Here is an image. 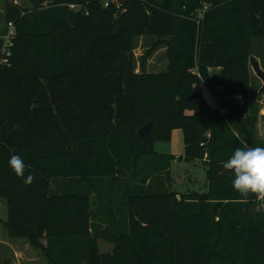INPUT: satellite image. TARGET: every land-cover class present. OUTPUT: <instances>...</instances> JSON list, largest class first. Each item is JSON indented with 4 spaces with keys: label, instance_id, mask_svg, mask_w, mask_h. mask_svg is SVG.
I'll list each match as a JSON object with an SVG mask.
<instances>
[{
    "label": "trees",
    "instance_id": "obj_1",
    "mask_svg": "<svg viewBox=\"0 0 264 264\" xmlns=\"http://www.w3.org/2000/svg\"><path fill=\"white\" fill-rule=\"evenodd\" d=\"M28 1L32 13L7 3L18 36L12 64L0 68V198L19 200L8 222L23 228L10 234L46 236L60 200L71 197L62 203L67 232L52 245L62 252L53 250L56 264H264V209L223 168L235 149L264 147L254 98L227 100L242 88L226 75L247 69L253 40L264 38V0H119L120 8ZM142 35L156 39L149 58L167 48L166 71L147 72L144 61L136 72ZM175 127L184 130L185 159L206 169L205 192L172 189L171 157L155 143ZM13 155L25 164L23 177L9 166ZM55 177H74L85 191L58 196ZM100 236L116 241L113 254L100 251Z\"/></svg>",
    "mask_w": 264,
    "mask_h": 264
},
{
    "label": "rangeland",
    "instance_id": "obj_2",
    "mask_svg": "<svg viewBox=\"0 0 264 264\" xmlns=\"http://www.w3.org/2000/svg\"><path fill=\"white\" fill-rule=\"evenodd\" d=\"M15 3L28 13H32L34 8L29 3L28 0H0V31L4 26L7 25V14L6 8L7 3ZM217 3L223 2L222 0H216ZM203 6H206L203 5ZM208 9V6H207ZM202 14L198 12V17ZM121 30V23H120ZM40 40V38H39ZM38 40V41H39ZM156 39L150 36H137L136 46H135V56L137 57V67L138 71L142 66V62L146 64L147 72H161L167 67V50L165 47L161 46L160 51L156 54L154 58H149V51L152 50ZM28 62V58H25ZM150 63H149V61ZM148 61V62H147ZM141 64V65H140ZM19 64L15 65L14 68L18 69ZM247 69L238 68L237 72L231 71L226 75H236L241 83L242 91L238 96H229L227 100L229 101H240L244 104L254 98L256 109L259 110L257 117V122L255 124V136L260 140L264 141V81L259 75L258 70L264 71V38H256L253 40L251 57ZM24 72L29 69L27 65L21 68ZM242 69V70H241ZM167 70V69H166ZM165 70V71H166ZM209 72L212 75L219 74L221 68H210ZM224 77V76H223ZM6 84V83H5ZM202 91L205 98L212 104L215 105V100L208 88L202 85ZM3 98L0 99L1 105L3 104ZM3 111V110H2ZM5 111V109H4ZM3 111V112H4ZM6 113V112H4ZM206 136H210L207 134ZM155 151L171 157V176H172V189L180 193H190V192H205L207 175L206 169L202 162L198 160H186L184 157L185 153V135L184 130L181 127H175L172 130L171 138L169 140H158L155 143ZM207 158V154L205 155ZM74 177H55L52 182L53 192L58 196H66L74 193H80L85 191L84 187L79 184L73 185ZM99 189H102L103 194L106 193V185L103 182H96ZM254 193V192H253ZM255 202L257 207L264 209V193H255ZM66 201L70 205L72 198H62L60 200L61 204H58V216L53 220V225L50 232L43 237H35L30 232H24L23 237H13L10 232L11 230H22L23 228L19 225L17 227L11 226L8 222L10 207L19 205V200L11 198L9 196H4L0 198V264H56L59 260L56 255L54 256L53 250L62 253L59 249H54L52 246L55 239L59 235H63L67 232L66 219L68 217V212L62 208V203ZM118 202L115 198L114 203ZM96 201L94 205L95 213H100V204ZM54 241V242H53ZM99 249L102 253L113 254L116 248V241L114 239H109L108 237H97ZM262 261V260H261ZM263 262V261H262ZM261 262V264H262Z\"/></svg>",
    "mask_w": 264,
    "mask_h": 264
},
{
    "label": "clouds",
    "instance_id": "obj_3",
    "mask_svg": "<svg viewBox=\"0 0 264 264\" xmlns=\"http://www.w3.org/2000/svg\"><path fill=\"white\" fill-rule=\"evenodd\" d=\"M9 166L17 176H24L25 164L19 155L11 156ZM223 168L232 173V187L236 191L264 193V147L235 149ZM30 180L31 176L25 178V182Z\"/></svg>",
    "mask_w": 264,
    "mask_h": 264
},
{
    "label": "built area",
    "instance_id": "obj_4",
    "mask_svg": "<svg viewBox=\"0 0 264 264\" xmlns=\"http://www.w3.org/2000/svg\"><path fill=\"white\" fill-rule=\"evenodd\" d=\"M104 4V7L108 8L113 2H117V7L120 8L119 0H97ZM70 9L80 11L83 7L78 3H69ZM207 9L202 10L200 13ZM83 10V9H82ZM88 14V11H85ZM18 36L17 27L15 21H9L5 32L0 33V68L10 66L12 64V58L14 56L15 42Z\"/></svg>",
    "mask_w": 264,
    "mask_h": 264
},
{
    "label": "water",
    "instance_id": "obj_5",
    "mask_svg": "<svg viewBox=\"0 0 264 264\" xmlns=\"http://www.w3.org/2000/svg\"><path fill=\"white\" fill-rule=\"evenodd\" d=\"M117 23V31H120V20L118 19L116 21ZM258 73L259 75L262 77L263 81H264V71L262 70H258ZM263 90H264V87H263ZM152 120H149L146 124H144L141 128L138 129V133L140 136H146L149 134V132L151 131V128H152Z\"/></svg>",
    "mask_w": 264,
    "mask_h": 264
},
{
    "label": "crops",
    "instance_id": "obj_6",
    "mask_svg": "<svg viewBox=\"0 0 264 264\" xmlns=\"http://www.w3.org/2000/svg\"><path fill=\"white\" fill-rule=\"evenodd\" d=\"M165 48H166V47H165ZM160 49H162V48H158V49H156V50L154 51V53L152 54L151 59L154 58V57L156 56V54L158 53V51H160ZM166 50H167V48H166ZM166 56H167V67L165 68V70L169 68V63H170V59H169V56H168L167 53H166ZM148 61H149V59H148ZM150 61H151V60H150ZM150 61H149V63H150ZM140 65H141V64H140ZM139 69H141V66L139 67ZM165 70H163V71H161V72H164ZM136 72L140 73V72L138 71V67H136ZM161 72L158 71V72H155V73H161Z\"/></svg>",
    "mask_w": 264,
    "mask_h": 264
}]
</instances>
